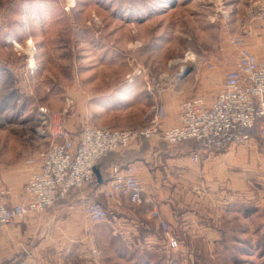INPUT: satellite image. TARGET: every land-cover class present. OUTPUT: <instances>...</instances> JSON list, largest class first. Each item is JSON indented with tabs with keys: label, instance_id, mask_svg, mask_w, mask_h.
<instances>
[{
	"label": "rangeland",
	"instance_id": "1",
	"mask_svg": "<svg viewBox=\"0 0 264 264\" xmlns=\"http://www.w3.org/2000/svg\"><path fill=\"white\" fill-rule=\"evenodd\" d=\"M235 35L264 59V0H0V168L6 184L50 142L40 134L41 108L60 114L78 133L88 114L101 126L144 127L155 105L164 104L163 126L178 118L186 99L206 100L214 87L207 74L220 80L235 67ZM240 145L258 150L257 181L211 182L222 189L207 181L180 182L185 188L179 196L194 201L195 229L225 230L208 240L193 238L198 264H264V204H252L260 210L250 217L251 198L264 196V147L257 137ZM170 146L203 149L193 141ZM238 169L250 172V156ZM7 187L19 202L25 199V187Z\"/></svg>",
	"mask_w": 264,
	"mask_h": 264
},
{
	"label": "crops",
	"instance_id": "2",
	"mask_svg": "<svg viewBox=\"0 0 264 264\" xmlns=\"http://www.w3.org/2000/svg\"><path fill=\"white\" fill-rule=\"evenodd\" d=\"M213 77L210 74L206 77L208 85H214L212 92L206 95L208 104L214 101L225 74L220 80H214ZM177 123L176 115L173 119L169 118L162 128L166 129ZM162 140L157 135L133 141L100 161L97 167L98 184L87 193L104 202L109 212L106 221H90L83 210L82 193L72 192L49 209L28 213L1 228L0 264H93L92 237L95 239L94 246L106 264L200 263L195 258L193 238L203 237V240H208L205 236H211L212 232L223 234L225 230L219 227L217 230L208 227L203 231L195 229L192 205L194 201L179 196L185 188H179L180 182L207 181V184L212 185L209 187L222 189V184L211 182L257 181L258 150L253 147L250 149L248 145H235L222 151L202 149L200 161L196 165L191 162V150L185 152ZM37 155L38 151L26 158L27 168L24 172L22 168L16 169L14 183H7L10 188L25 187L30 175L37 169L34 161ZM248 156L250 172L239 170L238 167L244 165ZM117 160L140 164L139 176L144 197L151 202L138 205L126 196H104L103 188L109 178L110 165ZM20 199L16 195L9 196L11 204L18 203ZM257 201L264 204V196L262 199L251 198V219L254 212L260 210L259 206L252 205H257ZM154 205L161 211L162 218L168 221L172 232L178 238V248L172 250L169 247L160 219L151 214ZM195 232L199 234L193 235Z\"/></svg>",
	"mask_w": 264,
	"mask_h": 264
},
{
	"label": "built area",
	"instance_id": "3",
	"mask_svg": "<svg viewBox=\"0 0 264 264\" xmlns=\"http://www.w3.org/2000/svg\"><path fill=\"white\" fill-rule=\"evenodd\" d=\"M239 49L235 67L229 70L214 101L208 104L202 96L183 101L175 126L163 129L167 117L166 105L156 104L149 124L127 129L101 126L90 121L83 123L79 132L67 128L60 114L41 108L42 135L50 142L38 151L37 169L25 184L26 198L15 204L9 201L7 187L0 168V229L28 213H39L52 207L59 199L72 192H81L86 216L94 223L108 219L104 202L87 191L98 184L97 167L110 153L127 147L133 141L159 136L169 145L193 141L197 146L222 151L245 144L257 137L264 147V59L250 51L240 35L231 38ZM191 160L200 161L199 151H192ZM30 161V160H28ZM140 164L117 160L109 168V178L103 188L106 198L126 196L134 204L151 202L144 197L140 181ZM151 214L160 219L169 247L178 248V238L170 224L161 216L156 205ZM93 236L92 231H89ZM93 264H106L91 238Z\"/></svg>",
	"mask_w": 264,
	"mask_h": 264
},
{
	"label": "bare ground",
	"instance_id": "4",
	"mask_svg": "<svg viewBox=\"0 0 264 264\" xmlns=\"http://www.w3.org/2000/svg\"><path fill=\"white\" fill-rule=\"evenodd\" d=\"M188 58V57H187ZM183 61H186V59L185 60H183ZM177 62V61H176ZM176 62H172V64H174V63H176Z\"/></svg>",
	"mask_w": 264,
	"mask_h": 264
},
{
	"label": "trees",
	"instance_id": "5",
	"mask_svg": "<svg viewBox=\"0 0 264 264\" xmlns=\"http://www.w3.org/2000/svg\"><path fill=\"white\" fill-rule=\"evenodd\" d=\"M197 147H199V146H197Z\"/></svg>",
	"mask_w": 264,
	"mask_h": 264
}]
</instances>
